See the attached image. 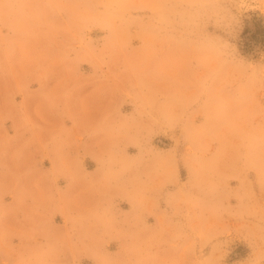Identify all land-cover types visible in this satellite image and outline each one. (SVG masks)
<instances>
[{"label":"rangeland","instance_id":"374dc122","mask_svg":"<svg viewBox=\"0 0 264 264\" xmlns=\"http://www.w3.org/2000/svg\"><path fill=\"white\" fill-rule=\"evenodd\" d=\"M264 0H0V264H264Z\"/></svg>","mask_w":264,"mask_h":264},{"label":"trees","instance_id":"16d2710c","mask_svg":"<svg viewBox=\"0 0 264 264\" xmlns=\"http://www.w3.org/2000/svg\"><path fill=\"white\" fill-rule=\"evenodd\" d=\"M260 31L262 32V34H264V26L260 25Z\"/></svg>","mask_w":264,"mask_h":264}]
</instances>
